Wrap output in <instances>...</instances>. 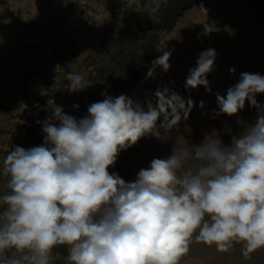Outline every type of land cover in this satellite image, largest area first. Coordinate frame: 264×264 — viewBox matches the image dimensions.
<instances>
[{"label":"clouds","instance_id":"1","mask_svg":"<svg viewBox=\"0 0 264 264\" xmlns=\"http://www.w3.org/2000/svg\"><path fill=\"white\" fill-rule=\"evenodd\" d=\"M153 3L155 12L160 0ZM201 9L206 14L202 35L207 36L217 29ZM216 55L212 48L199 54L186 89L203 86L211 92L207 76ZM170 57L163 51L147 77L156 67L167 72ZM67 79L70 92L90 86L80 74L69 73ZM259 94H264V76L241 73L226 96L216 94L215 115H237L248 102L257 110L255 123L227 146L210 135L198 145L174 147L168 158H153L140 169L133 182L109 168L141 138L178 128L189 117L191 98L158 88L156 102L145 109L126 95L114 98L105 92L80 119L49 99L43 144L15 146L0 160V179L8 189L0 194V264H53L54 250L61 247L66 264H180L194 242L220 252L240 245L249 258L264 248Z\"/></svg>","mask_w":264,"mask_h":264},{"label":"rangeland","instance_id":"2","mask_svg":"<svg viewBox=\"0 0 264 264\" xmlns=\"http://www.w3.org/2000/svg\"><path fill=\"white\" fill-rule=\"evenodd\" d=\"M154 6L153 0H0V160L15 146L43 144L49 99L77 119L105 92L126 95L145 109L156 102L158 88L192 99L189 117L178 128L160 129L159 137L145 136L120 153L109 172L126 182L135 181L153 158H168L174 147L198 145L210 135L227 146L255 123L258 113L248 102L237 115H215L216 94L226 96L241 73L264 76V0H160L153 12ZM201 6L217 29L207 36ZM209 48L217 54L207 76L211 92L186 89L189 70ZM163 51L171 52L170 69L156 67L147 77ZM69 73L90 86L70 92ZM256 99L264 105V94ZM7 191L0 179V194ZM53 255V264H66V249ZM180 264H264V248L245 258L240 245L220 252L194 242Z\"/></svg>","mask_w":264,"mask_h":264},{"label":"trees","instance_id":"3","mask_svg":"<svg viewBox=\"0 0 264 264\" xmlns=\"http://www.w3.org/2000/svg\"><path fill=\"white\" fill-rule=\"evenodd\" d=\"M118 97V96H117Z\"/></svg>","mask_w":264,"mask_h":264}]
</instances>
